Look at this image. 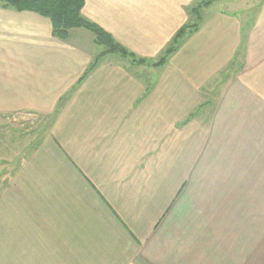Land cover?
Wrapping results in <instances>:
<instances>
[{
  "label": "crops",
  "instance_id": "1",
  "mask_svg": "<svg viewBox=\"0 0 264 264\" xmlns=\"http://www.w3.org/2000/svg\"><path fill=\"white\" fill-rule=\"evenodd\" d=\"M200 1L82 15L155 62ZM196 20L160 67L92 66L89 31L0 6V119L49 118L28 143L0 122V264H264V0Z\"/></svg>",
  "mask_w": 264,
  "mask_h": 264
},
{
  "label": "trees",
  "instance_id": "2",
  "mask_svg": "<svg viewBox=\"0 0 264 264\" xmlns=\"http://www.w3.org/2000/svg\"><path fill=\"white\" fill-rule=\"evenodd\" d=\"M213 1L214 0H202L195 3L188 9V13L198 17L200 10L211 5ZM0 6L11 8L18 12H33L47 18L51 24V34L57 39H66L71 29L82 28L89 31L94 37V42L98 46L103 47V50L98 54L92 66L96 64L101 56L115 53L122 57L129 56L132 62L140 65L147 64L151 67H160L165 64L167 59L178 49L181 41L185 37L198 30V24L183 26L174 34L161 57L155 62H148L145 59H136L132 53L116 43L109 33L104 31L97 24L84 18L82 15L84 0H0ZM91 68L92 67H90V69Z\"/></svg>",
  "mask_w": 264,
  "mask_h": 264
},
{
  "label": "rangeland",
  "instance_id": "3",
  "mask_svg": "<svg viewBox=\"0 0 264 264\" xmlns=\"http://www.w3.org/2000/svg\"><path fill=\"white\" fill-rule=\"evenodd\" d=\"M259 0H214L213 3L211 4L212 9H225V10H231L234 9L236 11H239L240 14L245 13H250L251 10L255 9L257 7ZM193 16V15H192ZM253 16V15H252ZM195 17V16H194ZM197 17L194 18L193 24H198V21L196 20ZM247 19V17H246ZM115 54V53H114ZM112 56V55H111ZM122 57V56H121ZM129 56H126L124 58H128ZM123 58V57H122ZM130 61L132 62V59L129 57ZM134 63V62H133ZM24 115L19 114V116H13V117H8L7 119L2 118L0 119V122L3 123H8L5 128L8 127L11 131L13 130H18V131H25V143H28L29 137L33 138L34 134L40 131V134L43 135V133L47 132L48 126L46 125L48 123L49 118L42 117V120L40 124H37L38 118L35 116H30L27 115V113H23ZM21 115V116H20ZM8 120V121H7ZM35 130V132L32 133V131ZM33 140V139H32ZM10 154H11V148H10Z\"/></svg>",
  "mask_w": 264,
  "mask_h": 264
}]
</instances>
